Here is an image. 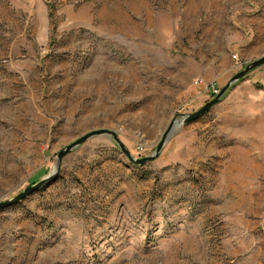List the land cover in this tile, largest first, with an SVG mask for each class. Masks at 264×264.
<instances>
[{"label": "rangeland", "instance_id": "obj_1", "mask_svg": "<svg viewBox=\"0 0 264 264\" xmlns=\"http://www.w3.org/2000/svg\"><path fill=\"white\" fill-rule=\"evenodd\" d=\"M261 57L264 0H0V202L88 132L153 155ZM261 71L143 167L111 136L68 155L0 212V264H264Z\"/></svg>", "mask_w": 264, "mask_h": 264}, {"label": "water", "instance_id": "obj_2", "mask_svg": "<svg viewBox=\"0 0 264 264\" xmlns=\"http://www.w3.org/2000/svg\"><path fill=\"white\" fill-rule=\"evenodd\" d=\"M261 68H264V57H261L260 59H257L255 61L250 62L245 66L243 70L238 72L234 77L227 83V85L219 92V94L216 95V97L211 100L210 102L206 103L201 109L196 111L195 113H189L186 115H182L181 120L175 119L170 127L168 128L167 132L164 134L161 142L157 146L156 152H154L153 155L151 156H146L142 158H137L134 156V154L129 150V148L126 147V145L120 140L118 137L117 133L110 131V130H105L102 129L100 130H95L92 132H88L87 134L81 136L74 142H72L70 145L66 146L57 156V161H56V170H54L52 173L48 174V176L41 180L40 182L26 188L23 192L18 194L16 197L0 202V212L10 208L12 206L17 205L20 203L22 200H24L27 196L30 194L40 190L43 188L46 184H48L51 180H53L56 175H58L64 158H66L68 155L76 151L78 148H80L82 145H84L86 142H88L90 139L98 136H111L114 139V142H116L117 147L119 150L122 152V154L128 158V160L136 165L143 167L149 162H153L156 159H158L161 155V152L163 151L164 147L167 142L180 130L182 129V126L189 125L201 117L208 115V113L218 104L221 103L225 99V97L228 95V93L234 89L240 82L246 80L253 72L257 70H261Z\"/></svg>", "mask_w": 264, "mask_h": 264}, {"label": "crops", "instance_id": "obj_3", "mask_svg": "<svg viewBox=\"0 0 264 264\" xmlns=\"http://www.w3.org/2000/svg\"><path fill=\"white\" fill-rule=\"evenodd\" d=\"M255 78L252 81L253 83L255 82L260 83L262 86H264V71L257 72L256 75L254 76Z\"/></svg>", "mask_w": 264, "mask_h": 264}, {"label": "built area", "instance_id": "obj_4", "mask_svg": "<svg viewBox=\"0 0 264 264\" xmlns=\"http://www.w3.org/2000/svg\"><path fill=\"white\" fill-rule=\"evenodd\" d=\"M234 58L237 59V56L234 57ZM201 83H202L201 80H198V81H197V84H201ZM212 89H213V90H211V92H212L213 96L219 94V91L215 90L214 86L212 87Z\"/></svg>", "mask_w": 264, "mask_h": 264}, {"label": "trees", "instance_id": "obj_5", "mask_svg": "<svg viewBox=\"0 0 264 264\" xmlns=\"http://www.w3.org/2000/svg\"><path fill=\"white\" fill-rule=\"evenodd\" d=\"M214 98L216 97V95L213 96Z\"/></svg>", "mask_w": 264, "mask_h": 264}]
</instances>
